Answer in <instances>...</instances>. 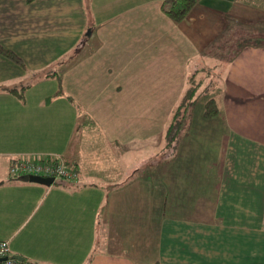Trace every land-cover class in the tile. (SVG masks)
Listing matches in <instances>:
<instances>
[{"label": "crops", "instance_id": "0c3cea01", "mask_svg": "<svg viewBox=\"0 0 264 264\" xmlns=\"http://www.w3.org/2000/svg\"><path fill=\"white\" fill-rule=\"evenodd\" d=\"M171 1L0 0V46L25 64L0 54V241L15 256L264 264V44L247 41L264 37V0H197L181 22ZM212 36L230 46L213 70L221 113L191 119L167 182L147 178ZM52 154L80 180L10 177L16 158Z\"/></svg>", "mask_w": 264, "mask_h": 264}, {"label": "trees", "instance_id": "16d2710c", "mask_svg": "<svg viewBox=\"0 0 264 264\" xmlns=\"http://www.w3.org/2000/svg\"><path fill=\"white\" fill-rule=\"evenodd\" d=\"M29 1L32 2L34 0ZM196 2L197 0H172L170 4L168 2L165 5L164 11L171 19L175 20L176 22H181L186 19L191 10L195 7ZM250 40L251 39L247 41ZM253 45L260 46L262 45V42H260V40H257L253 42ZM0 54L5 58L25 67L23 60L13 51L0 46ZM196 75L197 74H193V76H191L190 85L194 83ZM204 81L205 79L201 80L196 85L193 84V86H189L183 93V96L171 118L172 122L166 129V141L170 144L169 147H173V145H176V142L187 131V128L189 127L188 123L196 116L195 110L198 106V99H195V96L199 92V90H201V94L204 96V102H202V117L205 119H213L220 115L221 109L215 95L216 89L214 90L215 93L212 92L213 90H211L210 86L208 85L204 89H201L205 83ZM216 85H219L218 81ZM187 117L188 119H186Z\"/></svg>", "mask_w": 264, "mask_h": 264}, {"label": "rangeland", "instance_id": "374dc122", "mask_svg": "<svg viewBox=\"0 0 264 264\" xmlns=\"http://www.w3.org/2000/svg\"><path fill=\"white\" fill-rule=\"evenodd\" d=\"M205 30L208 32V29L205 28ZM248 33H250L247 29H245ZM240 31H243L242 29ZM263 31V30H262ZM213 36L212 37H209L208 40L206 41H211L212 40V43L209 44L210 46H207V52H209L211 55L214 54L213 59L210 57V58H207V60H205L204 63L201 62V65L198 66V69L196 70V77L194 79V83H192L191 85L193 86L196 85L197 83H199L201 80H204L205 79V83L203 85V87L201 89H204L207 85L210 86V89L213 90L212 92H214V90L216 89V92H217V89H218V85H216L217 83V80L215 77L216 75L213 74V70H214V67L216 65L219 66V64H221L220 66H222V64L226 63L224 62V59H225V56L226 54L228 53V51L226 52V50L224 49L226 47V49L228 50L230 48V46H228L227 44L224 43V41H220V39L218 40V44L216 43L217 40H213ZM248 39V37H243L241 40H246ZM227 40V39H225ZM257 40H260V42H262V44H264V37H256V38H251L250 41H257ZM205 41V42H206ZM232 49H236V45L235 44H232ZM209 54V55H210ZM223 54V56H222ZM208 57V56H207ZM216 59V60H215ZM199 70V71H198ZM216 71V70H215ZM190 79L191 77L188 79V82H187V88L190 85ZM218 92H219V89H218ZM217 92V93H218ZM215 93V92H214ZM216 95V93H215ZM219 96V94H217ZM216 95V96H217ZM195 99H198V106L195 110V115H199L202 113V110H203V106H202V102H204V96L201 94V90H199V92L196 94L195 96ZM179 103L176 104V107ZM175 112V109H172L171 110V117L169 116V120H168V123L166 125V129L168 128L169 124L172 122V116H173V113ZM188 119V117L186 118ZM185 119V120H186ZM165 129V128H164ZM166 129H165V132H164V137L163 139L160 140V143L158 145V148L153 151L156 152V156L155 158H145V169H143L141 171V175L145 176V177H157V175L160 176V180L161 182H167V177L166 175H164V170L165 168L167 167V165L169 164V159L167 160V157H169V153L171 151H176L177 148H180V151H188L190 148H189V144L190 143H186L184 141H182V143L180 144L179 146V140L176 142V145L173 147H169L170 144L166 141ZM184 136V135H183ZM152 167H157L156 170L153 169ZM160 170V172H159ZM154 171V172H153ZM154 180H156V178H154ZM14 255V254H13Z\"/></svg>", "mask_w": 264, "mask_h": 264}, {"label": "built area", "instance_id": "2783aa9c", "mask_svg": "<svg viewBox=\"0 0 264 264\" xmlns=\"http://www.w3.org/2000/svg\"><path fill=\"white\" fill-rule=\"evenodd\" d=\"M12 179L26 176L53 178L55 182H77L79 169L61 155L32 156L23 155L15 159L9 171ZM0 264H33L28 260H19L13 255L10 242L0 241Z\"/></svg>", "mask_w": 264, "mask_h": 264}, {"label": "water", "instance_id": "95a60500", "mask_svg": "<svg viewBox=\"0 0 264 264\" xmlns=\"http://www.w3.org/2000/svg\"><path fill=\"white\" fill-rule=\"evenodd\" d=\"M23 182H30V183H38L41 185H46V186H52L55 181L53 178H44V177H37V176H26L21 178ZM15 258L24 261L25 258L22 256H15Z\"/></svg>", "mask_w": 264, "mask_h": 264}]
</instances>
